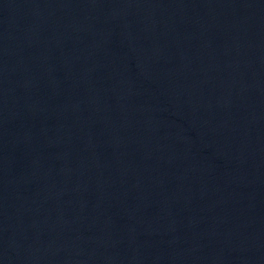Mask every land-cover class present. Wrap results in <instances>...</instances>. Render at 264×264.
Returning a JSON list of instances; mask_svg holds the SVG:
<instances>
[{"label":"water","instance_id":"obj_1","mask_svg":"<svg viewBox=\"0 0 264 264\" xmlns=\"http://www.w3.org/2000/svg\"><path fill=\"white\" fill-rule=\"evenodd\" d=\"M0 264H264V0H0Z\"/></svg>","mask_w":264,"mask_h":264}]
</instances>
